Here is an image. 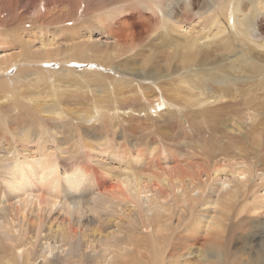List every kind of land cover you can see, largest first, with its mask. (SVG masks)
<instances>
[{
  "label": "bare ground",
  "instance_id": "6f19581e",
  "mask_svg": "<svg viewBox=\"0 0 264 264\" xmlns=\"http://www.w3.org/2000/svg\"><path fill=\"white\" fill-rule=\"evenodd\" d=\"M137 8L159 18L151 40L137 47L111 39L108 21L123 17L135 29ZM263 27L264 0L200 8L197 0H0V264H190L191 249L204 264H263L237 250L244 227L264 222L260 163L214 155L205 180L211 153L192 169L188 155L158 137L183 105L208 114L228 91L239 93L229 76L218 81L237 87L218 83L220 95L207 93L213 71L199 69L209 41L227 42L228 33L264 40ZM175 57L188 67L172 79L166 63ZM47 75L53 87L42 96ZM151 89L173 99L137 110L130 100Z\"/></svg>",
  "mask_w": 264,
  "mask_h": 264
},
{
  "label": "rangeland",
  "instance_id": "374dc122",
  "mask_svg": "<svg viewBox=\"0 0 264 264\" xmlns=\"http://www.w3.org/2000/svg\"><path fill=\"white\" fill-rule=\"evenodd\" d=\"M205 1L208 2V0H197L198 7L200 8L202 5H205ZM249 5L248 3L245 4V9L248 10L246 13H250ZM82 11L83 8L80 9V12ZM112 12H119V8H114ZM134 15L136 17L134 22L137 25L139 24L135 29H131L126 19L122 17L112 20V23L108 21L107 32L111 39L115 38L118 41H129L134 46L144 47L151 40L152 34L159 24V18L156 14L153 15L148 12H139V10L134 13ZM89 19L90 18L87 16L85 21H88ZM139 29L143 31L138 32L140 31ZM86 32L87 31H84V33ZM132 32H135L136 36L129 39L128 36L130 34L132 35ZM262 32L264 35V27ZM228 34L227 42L221 40L218 43L217 40L214 42L209 41L206 48H209L207 49V52H210L209 54L211 57L208 63L201 67L199 71L202 76L208 75L210 71H213L212 75L215 80L210 82L211 86L208 89L209 91L207 90V93L220 95L221 90L218 89H221L225 82L220 83L218 80H225L227 76L235 79V81L238 80L236 83L237 86L238 84L240 85L239 93L234 94L231 93V91H228L227 96L229 98L227 96L221 98L222 102L220 103L221 107H219V111L210 112L207 110L208 114L202 111L200 106L191 105L190 107L188 105L191 108L189 109L188 106L183 105L180 112L177 110L174 111V116L170 118V120L160 123L161 134L158 135L160 139L173 144L179 153L184 156L183 159L188 155L187 157H190V160L194 162V165L191 167L192 169H196L198 163L204 162L205 155L203 152L211 153V164L209 161L208 165L203 164L204 168H202V170L204 169L203 171L206 172L205 175L203 172V178L205 180L208 179L211 171L214 172L212 169L214 155H217V159L218 161H221V163L223 160L221 158L230 156H238V159L241 157L240 160L242 161L248 160L252 163L259 162L260 164L257 168V172L260 173V171L264 170V165L262 164V162H264V40L252 42L244 41V43H242L237 33H232L231 35L230 33ZM238 53L244 54L242 57H239L240 61L235 58V55ZM59 64H61V62L57 61L53 65L50 64L48 67H51L50 69H58ZM190 64H193V62ZM249 65L252 66V69L251 66L250 69H248ZM187 67L188 62L181 57H175L170 64L166 63L167 72H169V77L172 79L181 77L183 70ZM14 71L15 70H12L10 73L13 74ZM54 75L56 78H59L60 72H55ZM217 75H222L224 77L220 76L219 78ZM31 78H34V76ZM45 78L44 82L40 84L42 86V96H47V93H49V90L53 87L49 76L47 75ZM70 79L78 80L79 77L73 75ZM170 83H172V81H170ZM218 83H220L222 87ZM98 84V82L90 83L91 86H96ZM217 84L219 86H217ZM226 85L231 87V89L237 87L225 83L224 86ZM162 97L173 99L171 93L166 89H163L162 91L151 89L145 93L144 97L132 99L130 102L135 104L137 110L145 109L147 112H153L158 109V103ZM89 98L92 97L87 96L86 102H89ZM224 99H226L227 102ZM175 101L178 102L179 100L175 99ZM223 104L225 106H223ZM149 127L156 128L159 126L153 125ZM233 127H236L238 132L233 131ZM148 130L149 129H146L145 131L149 133L150 130ZM260 135H262V139ZM259 139L261 140L258 141ZM193 140L195 143L193 142L192 144ZM192 145L193 147H190ZM238 152L240 153L239 155L236 154ZM158 177L160 176L157 174L152 175L150 182H157ZM196 195L199 196L197 193ZM127 214H130V210H128ZM141 214L144 218L145 214ZM244 215L245 214H240L238 219H241V216L244 217ZM250 226H252V229L250 227H244L248 233V238L246 232L242 238H237V241L240 242L237 245V250L239 257L243 259L250 254V260H258V255H260L261 258H264V253H260L259 251L261 248L264 249V229H262L264 228V222L255 221ZM76 229L80 231V228ZM59 230H61V225L59 223H54L50 228L52 234H56ZM94 234L97 235L99 232L96 231ZM119 235H121V233ZM206 238H208V236H206ZM255 238L256 240H254ZM179 245H181V241L179 242ZM208 247L209 244H204L203 250H208ZM181 248H185L183 244L178 252H182ZM189 251H194L193 254L189 256V261H191L190 264H204V262L198 257V254L196 255L195 249Z\"/></svg>",
  "mask_w": 264,
  "mask_h": 264
}]
</instances>
